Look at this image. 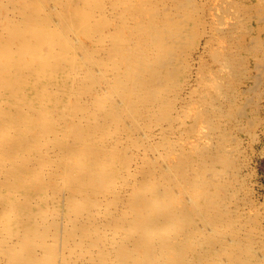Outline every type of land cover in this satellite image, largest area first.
Listing matches in <instances>:
<instances>
[{
	"label": "bare ground",
	"instance_id": "6f19581e",
	"mask_svg": "<svg viewBox=\"0 0 264 264\" xmlns=\"http://www.w3.org/2000/svg\"><path fill=\"white\" fill-rule=\"evenodd\" d=\"M263 101L264 0H0V264H264Z\"/></svg>",
	"mask_w": 264,
	"mask_h": 264
},
{
	"label": "rangeland",
	"instance_id": "374dc122",
	"mask_svg": "<svg viewBox=\"0 0 264 264\" xmlns=\"http://www.w3.org/2000/svg\"><path fill=\"white\" fill-rule=\"evenodd\" d=\"M254 150L252 177L249 182L258 214L264 216V134L261 135L259 142L254 146Z\"/></svg>",
	"mask_w": 264,
	"mask_h": 264
}]
</instances>
